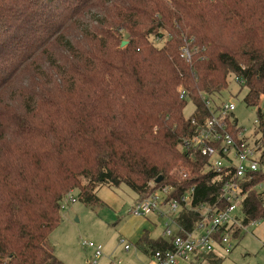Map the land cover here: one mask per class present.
<instances>
[{"label":"trees","instance_id":"trees-1","mask_svg":"<svg viewBox=\"0 0 264 264\" xmlns=\"http://www.w3.org/2000/svg\"><path fill=\"white\" fill-rule=\"evenodd\" d=\"M184 38L198 49L191 60L179 55ZM231 75L247 88L244 103L257 105L264 0H0V264H66L46 241L73 189L90 208L102 205L101 185L120 184L135 201L169 184L168 199L192 187L193 205L224 207L223 180L206 157L178 147L195 128L176 87L202 119L201 93L220 91ZM257 118L264 146L259 108ZM261 182L264 168L245 185L242 225L264 219ZM178 212L180 235L202 219ZM134 245L150 256L171 242L143 231Z\"/></svg>","mask_w":264,"mask_h":264},{"label":"built area","instance_id":"built-area-1","mask_svg":"<svg viewBox=\"0 0 264 264\" xmlns=\"http://www.w3.org/2000/svg\"><path fill=\"white\" fill-rule=\"evenodd\" d=\"M197 51V47L191 43V38H184L179 55L183 59L191 60L192 55ZM235 80L242 83L237 77ZM176 90L179 98L184 100L189 98L188 91L181 85H178ZM201 101L208 111V115L200 119L196 106V112L187 117L194 125V132L183 136L178 147L186 150L191 158L196 155L206 157L207 168L214 170L223 180L218 195L225 205L219 209H210L201 204L193 205L194 190L192 187L181 194L179 198L168 199L167 195L173 189L169 184L160 185L152 190L147 197L135 201L129 209L134 215L162 214L160 206L164 204L168 206V211L172 214L175 210L185 208L199 211L202 215L197 227L185 235L176 232L173 234L170 227L165 224L162 235L169 237L171 247L155 251L149 256V261L146 264H179L189 261L192 255L211 252L214 245L224 244L230 248L228 237L235 229V223H239L237 208L245 196V185L249 183L256 172L264 168V164L260 162L261 159H264V146L254 135L247 136L243 127L231 118L235 103H220L213 107L210 104V97L206 93H201ZM259 101V109L264 112V95L259 97ZM255 188L258 191H264V182L256 184ZM60 207H62L61 202ZM215 209L219 211L209 216L208 211ZM258 220L250 221L249 225ZM216 234L218 235L216 236ZM121 241L123 240L121 239ZM81 244L92 250L90 263L95 262L96 258L101 256L102 245L86 241H82ZM129 247V243H124V249Z\"/></svg>","mask_w":264,"mask_h":264},{"label":"rangeland","instance_id":"rangeland-1","mask_svg":"<svg viewBox=\"0 0 264 264\" xmlns=\"http://www.w3.org/2000/svg\"><path fill=\"white\" fill-rule=\"evenodd\" d=\"M152 41L154 42L155 38ZM246 91L247 88L231 75L225 88L209 95L210 104L216 107L220 103H235L232 113L237 118L238 125L243 127L247 136L251 134L259 138L262 133L255 130L258 125L257 109L260 108V101L258 100L257 105L244 103ZM195 108L192 100L186 98L182 110L183 117L186 119L193 115L196 112ZM100 195L105 196L107 202L95 208L79 202L75 189L66 193L61 201L60 222L50 231L46 242L52 247L54 254L66 264H110L109 260L116 263L124 252H128L129 255L137 252L126 233L141 219L151 220L152 226L155 227L154 235L161 236L165 224L170 227L173 234L179 229L175 221L178 210L172 214L165 204L160 206L162 214H132L129 209L137 196L125 184H120L116 188L104 186L100 190ZM235 226L239 229L237 235L229 234L230 248L224 244L214 245L211 249L214 256L212 259L205 257L190 264H264V219L250 225L236 222ZM164 238L169 239L168 236ZM121 239L130 244L129 250L124 249L125 242ZM82 241L102 245V254L95 262H89L92 250L84 247Z\"/></svg>","mask_w":264,"mask_h":264},{"label":"crops","instance_id":"crops-1","mask_svg":"<svg viewBox=\"0 0 264 264\" xmlns=\"http://www.w3.org/2000/svg\"><path fill=\"white\" fill-rule=\"evenodd\" d=\"M231 118L232 119H235V121L237 122L238 124V121H237V118L233 115H231ZM104 186H107V185H101L97 191H96V195L99 197V199L102 201V205L106 202V197L105 196H101L100 195V190L101 188H103ZM135 202V200H134ZM133 202V203H134ZM132 203V204H133ZM151 214V213H149ZM155 214V213H154ZM150 217V216H149ZM151 220L150 219H141L140 221L136 222V225L130 230L128 231V233H126V236L128 238V240L134 245V243L136 242V240L140 237V235L143 233V231H147L149 236L152 237V238H156V237H159L158 235H154L153 231L155 230L152 226V223L150 222ZM163 232V230H162ZM160 234V233H159ZM162 236V235H161ZM125 243H128L126 241H124ZM124 246V245H123ZM135 246V245H134ZM130 248V247H129ZM128 249H125L126 251L129 250ZM136 248V247H135ZM137 252H134L132 254H127L128 252H124L122 254V256H120V258L116 261V263L114 261H110V264H146L148 261H149V257H145L141 251H139L137 248H136ZM139 253V255H138ZM204 254H195V255H192V257L190 258L189 261L187 262H180L179 264H190V263H194V262H197V261H200L202 260L203 258H205L206 256H202ZM208 255L210 257H214L212 256L211 253L207 254V257ZM144 256V257H143ZM207 259H210V258H207Z\"/></svg>","mask_w":264,"mask_h":264},{"label":"water","instance_id":"water-1","mask_svg":"<svg viewBox=\"0 0 264 264\" xmlns=\"http://www.w3.org/2000/svg\"><path fill=\"white\" fill-rule=\"evenodd\" d=\"M125 43H127V40H122L121 41V45H124ZM162 179V175H157V177L153 180L155 183L160 182V180Z\"/></svg>","mask_w":264,"mask_h":264}]
</instances>
